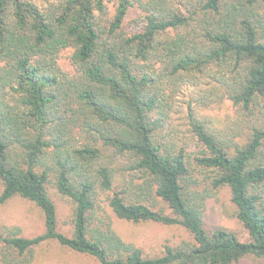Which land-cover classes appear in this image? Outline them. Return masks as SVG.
Segmentation results:
<instances>
[{
  "label": "trees",
  "instance_id": "obj_1",
  "mask_svg": "<svg viewBox=\"0 0 264 264\" xmlns=\"http://www.w3.org/2000/svg\"><path fill=\"white\" fill-rule=\"evenodd\" d=\"M225 101L236 119L212 128L202 111ZM183 109L189 137L169 129ZM0 185L44 220L30 238L0 227L2 264L49 242L99 264H264V0H0ZM225 187L248 241L205 227ZM107 208L191 240L147 256Z\"/></svg>",
  "mask_w": 264,
  "mask_h": 264
},
{
  "label": "rangeland",
  "instance_id": "obj_2",
  "mask_svg": "<svg viewBox=\"0 0 264 264\" xmlns=\"http://www.w3.org/2000/svg\"><path fill=\"white\" fill-rule=\"evenodd\" d=\"M182 100H187L182 97ZM187 106L186 103H183ZM212 128L220 129L227 124H232L236 119V110L230 102L225 101L222 105H214L202 111ZM169 129L178 132V135L189 137V126L186 119L185 109L181 113L172 115L169 121ZM196 176L207 185V173ZM0 185V194H1ZM57 209L59 230L68 236L72 235V205L56 196L54 190L50 191ZM205 208V227L209 231L223 228L234 232L242 241H248L246 229L236 217V206L231 200L229 188L211 191ZM117 232L126 240L140 248L145 255L155 257L162 255L164 246H177L183 241H190V235L181 227L164 226L156 223H132L116 218L107 208ZM0 227L8 230H21L24 237H35L44 232V220L42 212L30 202L14 198L7 203L0 204ZM1 253V248H0ZM1 256V255H0ZM261 259L247 257L238 264H262ZM0 264L1 260H0ZM32 264H99L95 259L86 255H79L62 248L55 242L45 243L34 251Z\"/></svg>",
  "mask_w": 264,
  "mask_h": 264
}]
</instances>
